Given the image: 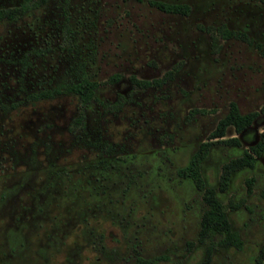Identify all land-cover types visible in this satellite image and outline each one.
Listing matches in <instances>:
<instances>
[{"label":"rangeland","instance_id":"1","mask_svg":"<svg viewBox=\"0 0 264 264\" xmlns=\"http://www.w3.org/2000/svg\"><path fill=\"white\" fill-rule=\"evenodd\" d=\"M165 1L191 12H164L151 0H48L0 21V264H135L137 255L204 264L211 244L206 264H253L264 206L243 205L248 172L218 190L243 240L236 248L218 245L219 235L199 240L202 191L178 169L201 142H215L209 135L230 101L240 112L264 102L260 50L220 36L251 29L243 20L264 2ZM22 2L0 0V8ZM168 70L161 86L130 79ZM82 77L99 82L86 105L64 89ZM48 89L50 97H29ZM263 120L251 125L263 130ZM230 136L240 144L213 143L202 161L207 185L218 188L222 164L247 146L233 126Z\"/></svg>","mask_w":264,"mask_h":264},{"label":"trees","instance_id":"2","mask_svg":"<svg viewBox=\"0 0 264 264\" xmlns=\"http://www.w3.org/2000/svg\"><path fill=\"white\" fill-rule=\"evenodd\" d=\"M48 0H23L22 3L16 6L0 8V21L4 19L13 20L17 19L21 15L27 13L31 9L39 8L44 5ZM68 0H65L67 2ZM152 3L158 6L160 9H166L175 12L187 13L189 6L187 4H176L169 2H162L159 0H151ZM225 29L226 35L235 34L234 31ZM245 37V36H244ZM264 56V50H263ZM173 72L171 70L166 71L162 76L151 79L138 78L135 75H131V81L139 88H148L152 86H161L167 79L172 77ZM120 78V74H113L108 78V81L116 82ZM99 82L96 80L82 77L77 81H72L64 87L68 92L75 93L79 96L83 105H86L95 97V90L98 87ZM57 92H62L63 88H56ZM52 90L38 91L30 94L32 99H39L43 97H50ZM264 110V103L262 106ZM82 113L76 117L77 122L82 121ZM258 111H251L247 113L240 112L238 105L235 101H230L229 111L218 121L216 127L211 131L209 139L215 138V142L204 141L199 144L197 150L192 154L189 162L178 169V174L183 177H189L192 179L196 188L202 191L201 197L205 204V209L202 212L199 228V240L203 241L209 236L219 235V239L216 243L220 246H234L240 248L243 245L242 238L239 233L234 230L229 221L227 211L224 208L221 201L218 190L224 191L229 187V181L234 171L249 166L251 167L256 156L260 155L264 150V129L259 133L258 141L250 147V152L245 150L243 154L236 155L226 160L221 166V172L218 180V188L207 185L202 172L201 164L205 159L210 146L213 143L225 142L234 145L240 144V139L237 136H230L223 138L226 135V128L233 126L236 133H240L246 128L250 127L256 118H258ZM254 153V154H252ZM248 190H251L252 179H246ZM264 197V188L261 191ZM212 250V244L209 245L207 250V256L205 263L208 261L209 255ZM150 258H146L142 255H137L135 258V264H149ZM253 264H264V243L258 249L256 256L254 257Z\"/></svg>","mask_w":264,"mask_h":264},{"label":"crops","instance_id":"3","mask_svg":"<svg viewBox=\"0 0 264 264\" xmlns=\"http://www.w3.org/2000/svg\"><path fill=\"white\" fill-rule=\"evenodd\" d=\"M263 103L264 102H262L260 108L256 110L259 112L258 117H262V115H264V110L262 109ZM260 109H262L263 114H261ZM242 113H247V112H242ZM255 120H254V122H255ZM257 125H258V128H259V126L264 125V120L258 121ZM261 131H262L261 128L255 130L254 125H251L250 127L246 128L245 130L242 131V137L245 141H247V146L242 151L241 154H243V152L245 150H248L250 152V147L258 141L259 133ZM252 154H254V153H252ZM238 170H246L248 172L247 176L243 180V185L245 187V190H244L245 194L242 197L243 198L242 201H244L243 205L246 209L253 212L254 206H252V203L255 204L256 210L258 213V209L261 208L262 206H264V197L261 194V191L264 188V150L261 152L260 155L256 156V160L251 167L245 166V167H242ZM236 171H234V172H236ZM251 171H253V172H251ZM234 172L232 173V175L234 174ZM232 175H231V178L229 181V186L231 185ZM250 178L252 179V185H251V190L249 191L247 184H246V179H250ZM230 206L232 208H235L236 204L233 201H230ZM262 208H264V207H262ZM262 212L264 213L263 210H262ZM227 215H228V213H227ZM230 223H231V221H230ZM231 226H232V224H231ZM262 228H263V226H262Z\"/></svg>","mask_w":264,"mask_h":264},{"label":"flooded vegetation","instance_id":"4","mask_svg":"<svg viewBox=\"0 0 264 264\" xmlns=\"http://www.w3.org/2000/svg\"><path fill=\"white\" fill-rule=\"evenodd\" d=\"M159 1L169 2V3H176V4H185L183 2H174V1H165V0H159ZM263 2H264V0H262L261 3H263ZM156 7L158 9H160L158 6H156ZM160 10H162L164 12H168V13H178V14H182V15H188L191 12L190 6H189V9H188L187 13L175 12V11H170V10H166V9H160ZM262 11L264 12V6L261 5V4H257L256 12H251V17L250 18H249L250 13H247V19L249 18V20H243V22H245V26H247L248 28L251 27V29H246L244 27V28H239V29L233 30V29H229L228 28V30L234 31L235 34L226 35L225 34L226 33L225 29L221 28L220 29V36L222 38H225V39H227V38H237L239 40L244 41L247 44L253 45V46L257 47L260 50V54L264 58L263 53H262L263 50H264V14L262 13ZM252 27L255 28V29H253ZM250 31L252 32V34L256 38L259 36V39H261L260 40L261 42H256L255 39L253 38V36H251L252 34L250 33Z\"/></svg>","mask_w":264,"mask_h":264}]
</instances>
